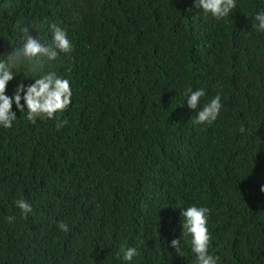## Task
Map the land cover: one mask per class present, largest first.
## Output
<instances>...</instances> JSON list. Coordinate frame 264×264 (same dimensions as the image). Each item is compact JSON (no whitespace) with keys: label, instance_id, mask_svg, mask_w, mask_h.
I'll return each mask as SVG.
<instances>
[{"label":"trees","instance_id":"1","mask_svg":"<svg viewBox=\"0 0 264 264\" xmlns=\"http://www.w3.org/2000/svg\"><path fill=\"white\" fill-rule=\"evenodd\" d=\"M236 5L217 20L195 0H0V60L25 26L51 44L57 23L73 44L42 72L12 69L7 95L52 71L72 103L59 129L14 103L0 127V264H196L190 237L170 247L193 205L211 210L218 264H264V0ZM189 88L200 108L221 97L215 122L194 123Z\"/></svg>","mask_w":264,"mask_h":264},{"label":"clouds","instance_id":"2","mask_svg":"<svg viewBox=\"0 0 264 264\" xmlns=\"http://www.w3.org/2000/svg\"><path fill=\"white\" fill-rule=\"evenodd\" d=\"M195 3L197 7L203 9V13L210 14L217 20L228 17L237 6L236 0H195ZM254 20L256 21L254 27L264 32V11L257 13ZM49 28L52 34L51 44L42 43L38 37L32 35L29 27L21 28L22 45L13 47L14 50L8 53L7 59L0 60V127L5 129L13 127V122L17 119V114L13 111V103L20 112L25 111L26 106L27 120L32 124H36L38 119L45 118L56 120L58 129L67 124V121H61L57 114H62L71 105L72 88L68 79L58 76L55 72L42 73L34 79V83L27 86L20 82L12 96L6 94L8 83L16 77L12 69H19L27 62L31 71L42 72L45 64H51L57 60L61 53L70 54L73 51L72 41L65 29L57 23H50ZM188 93L187 107L195 111L200 108L201 99L206 95L205 90L189 88ZM21 100L24 101L23 104ZM222 106L221 97L216 95L197 111L194 123L212 124L217 120ZM260 191L264 192V186H261ZM15 205L24 217L33 211L31 204L23 198L16 200ZM210 211L207 207L194 205L182 208L180 211V217L183 218L182 224L180 223L181 237L172 239L170 242V247L178 253L182 235L190 237L191 251L195 254L196 264H218L220 259L209 251L211 233L207 225ZM14 219L12 216L8 217L9 222ZM58 227L63 232L69 231L68 225L64 222H60ZM136 255H138L137 250L129 247L123 252V259L131 262Z\"/></svg>","mask_w":264,"mask_h":264}]
</instances>
